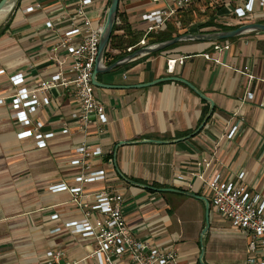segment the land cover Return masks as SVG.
Masks as SVG:
<instances>
[{
	"label": "crops",
	"instance_id": "1",
	"mask_svg": "<svg viewBox=\"0 0 264 264\" xmlns=\"http://www.w3.org/2000/svg\"><path fill=\"white\" fill-rule=\"evenodd\" d=\"M111 1L93 0L86 15L105 26ZM172 2L121 0L116 26L117 34L128 42L124 53L141 48L128 45L131 38L148 42L151 24L143 17L169 10ZM77 3L18 0L0 22V100H4L0 105V264H45L51 251H65L68 262L95 264L87 259L95 247L93 239L74 236L67 229L52 234L80 217L71 191L50 190L62 184L76 187V178L82 173L71 163L77 158L76 148L86 140L77 131L61 134L71 124V114L79 109L74 88H58L48 94L51 102L35 115V123H44V133L56 134L43 148L33 138L19 137L25 129L15 119L12 106L17 93L13 77L23 76V87L32 89L57 73L55 58H69L66 52L55 54L54 48L74 27ZM222 3L212 7L206 0L197 1L168 18L161 32L169 27L177 37L217 30L202 27L209 21L228 27L243 25L221 20L232 17ZM260 21L264 20L257 23ZM221 43L231 48L220 53L214 51V43L185 42L98 76L99 82L117 89H96L108 121L102 133L96 121L89 128L87 144L103 151V156L91 158L89 163L93 171H105L107 180L85 184V195L93 202L103 190L121 192L123 212L135 237L175 249L180 264H199L206 206L182 193L159 190L209 198L205 183L219 178L236 183L244 174L241 184L264 200V32ZM109 50L113 58L121 54L114 47ZM174 60L175 65L169 63ZM168 78L189 82L213 102L212 116L201 131L212 102L181 82H159ZM142 85L148 86L139 88ZM234 128L236 135L231 139L228 136ZM226 223L221 220L211 226L204 241L206 263L247 264L246 235L231 225L225 227ZM213 249L218 255L212 254Z\"/></svg>",
	"mask_w": 264,
	"mask_h": 264
},
{
	"label": "built area",
	"instance_id": "2",
	"mask_svg": "<svg viewBox=\"0 0 264 264\" xmlns=\"http://www.w3.org/2000/svg\"><path fill=\"white\" fill-rule=\"evenodd\" d=\"M160 2L163 0H153ZM169 10H159L145 15L144 21L151 25L146 36L161 31L166 26L168 18L178 12L191 7L200 0H172ZM215 7L219 2L226 5L229 14L243 24L257 23L264 20V0H206ZM93 0H78L76 14L77 21L74 27L64 33L57 46L55 54L66 52L69 58H55L57 73L49 79L43 80L32 89L23 87V76H15L11 82L17 93L13 96L12 106L15 110V119L25 129L20 134L21 139L33 138L38 147H46L49 140L55 138V133H44V123L34 122L38 110L48 105L51 99L47 96L58 88H74L75 99L79 109L71 114V124L62 130L63 136L71 135L73 131L80 133L85 143L76 148V159L73 166L80 167L82 173L76 178L77 186L70 188L65 184L53 186L52 192L71 191L79 209V219L66 224L65 228H56L52 234L69 230L74 236H82L94 240V250L87 259L95 264H180L179 254L175 249H164L152 245L147 241L137 239L128 227L123 212V195L113 188L103 190L93 202L88 201L85 195V184L104 182L107 180L103 170L93 171L89 160L103 156L101 147H92L87 144L90 126L96 121L99 124L98 132H104L108 121L106 107L96 96L97 87L94 85V71L100 50L101 37L104 26L95 24L87 15L86 9ZM232 6V10L229 7ZM118 21V19H117ZM140 47L147 46L146 40L139 43ZM229 44L214 43L215 52L227 51ZM132 52V49L129 50ZM211 59L210 55H206ZM216 62H219L217 60ZM174 65L176 60L170 61ZM183 63V62H182ZM254 79L253 77H251ZM264 79V78H263ZM254 99L253 94H248ZM4 100H0V105ZM237 128L229 134L234 138ZM207 167L211 164L204 161ZM244 174H240V182H224L220 178L205 183L212 208L211 213L219 219L228 222L232 229L246 235L248 243L247 264H264V200L261 195L248 190L241 184ZM59 216H54L58 219ZM65 251H51L47 254L45 264H79L68 262Z\"/></svg>",
	"mask_w": 264,
	"mask_h": 264
},
{
	"label": "water",
	"instance_id": "3",
	"mask_svg": "<svg viewBox=\"0 0 264 264\" xmlns=\"http://www.w3.org/2000/svg\"><path fill=\"white\" fill-rule=\"evenodd\" d=\"M11 0H1L0 1V13L5 9V7L9 4ZM120 1L121 0H112L111 1V7L108 11L107 15V21L104 26L103 34L101 37V43H100V50H99V55L97 58L96 66H95V71H94V85L97 88H104V89H117L116 86H111V85H106L98 80V76L101 74H108L113 72L114 70L121 68L128 63L143 57L147 55H153V54H158L160 52H164L165 50L181 44L185 42H205V43H217V42H223V41H228L232 39L239 38L243 35L252 33V32H264V23H249V24H243L237 29L234 30H229V31H220V32H213V33H201V34H182L180 36H177L176 38H173L169 41L163 42V43H158V44H153V45H147L141 48H138L137 50L129 53L126 55L124 58L118 60L117 62L113 63L112 65H106L105 63V56L108 51V48L110 46V41L112 38V35L114 33V29L117 23L118 19V12H119V7H120ZM17 2V0H16ZM162 81H174V82H181L185 84L186 86L190 87L196 94H198L202 99L205 101H210L212 102L209 98L204 96L197 88H195L192 84H190L187 81H184L179 78H168L164 80H160L159 82ZM149 84V85H154ZM148 85H142L140 87H147ZM214 104L212 102V111L207 117V119L204 121L203 125L201 128L198 130L201 131L202 128L206 125L210 117L212 116V113L214 111ZM158 144H164L165 142H154ZM127 145V144H126ZM122 178L126 179L125 176L121 174ZM127 180V179H126ZM129 181V180H128ZM139 187H143L147 190H157L156 188H153L151 186H146L142 184H136ZM163 192H176V193H182L184 195H187L189 197H192L194 199L200 200L204 202L206 206V226L202 232V251H201V256L199 263L200 264H207L205 260V254H206V247L204 245V241L207 237V234L210 231L211 228V202L207 197L204 196H199L197 194H192L188 192H181V191H176V190H159Z\"/></svg>",
	"mask_w": 264,
	"mask_h": 264
},
{
	"label": "trees",
	"instance_id": "4",
	"mask_svg": "<svg viewBox=\"0 0 264 264\" xmlns=\"http://www.w3.org/2000/svg\"><path fill=\"white\" fill-rule=\"evenodd\" d=\"M118 15H120V12H118ZM260 22L264 23V21H260ZM240 26H242V25H238V26H235V27H228V26H223V25L221 26V25H219V24H217L216 22H213V21H209V22H207V23L202 25L203 28H206V27L207 28H213L214 27L215 29H217V30L210 31L208 33H213V32H217V31L219 32V31L234 30V29L239 28ZM117 31H119V28H117V26H115L114 33H113L111 41H110V48L114 47L116 49H119L121 51V54L113 58L112 53L110 52V50L108 48V51H107L106 56H105V62L108 61L109 65H112L113 63L117 62L118 60H120V59L124 58L126 55H128V54L123 52L126 49V46H127L128 42L125 41L122 36H119L117 34ZM178 36H180V35H178ZM173 38H176V37H174V34H173V32L171 31V29L169 27L167 28V30H165L163 32L160 31V32H158V34L157 33H150L146 37V39L148 40V44L149 45L163 43V42L169 41V40H171ZM140 40H138L137 38L136 39H134V38L132 39L131 38V40H130L128 45H133V46L138 45L140 43ZM232 40H235V39H232ZM175 46H173V47H171V48H169V49H167L165 51H168V50L174 48ZM160 53H163V52H160ZM160 53H158V54H160ZM158 54H154V55H158Z\"/></svg>",
	"mask_w": 264,
	"mask_h": 264
},
{
	"label": "rangeland",
	"instance_id": "5",
	"mask_svg": "<svg viewBox=\"0 0 264 264\" xmlns=\"http://www.w3.org/2000/svg\"><path fill=\"white\" fill-rule=\"evenodd\" d=\"M18 1V0H17ZM229 9L230 10H232V6H230L229 7ZM221 20H223V22H227V23H229V22H233V23H238L239 22V20L238 19H236V18H232V17H230V16H226V17H223V18H221ZM116 25H117V23H116ZM153 33H156V32H153ZM157 34H158V32H157ZM135 41V40H134ZM147 45H149L148 44V42H147ZM212 225L211 226H213V224L215 225V224H217V222H220L221 221V219H219L217 216H214L213 217V214H212ZM220 220V221H219ZM224 226L225 227H229V228H231L230 227V224H228V222L226 223V224H224ZM207 238V237H206ZM206 240V239H205ZM229 244H233L234 242H228ZM246 243H247V245H248V243H249V241H247L246 240ZM214 252H215V254H217L218 255V251L217 250H215V249H213L212 250V254H214ZM235 260H238V258H236Z\"/></svg>",
	"mask_w": 264,
	"mask_h": 264
},
{
	"label": "bare ground",
	"instance_id": "6",
	"mask_svg": "<svg viewBox=\"0 0 264 264\" xmlns=\"http://www.w3.org/2000/svg\"><path fill=\"white\" fill-rule=\"evenodd\" d=\"M15 3H16V0H11L9 4L5 7V9L0 13V22H2L7 17V15L11 12Z\"/></svg>",
	"mask_w": 264,
	"mask_h": 264
}]
</instances>
